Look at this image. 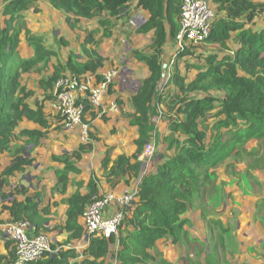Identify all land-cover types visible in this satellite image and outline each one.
<instances>
[{
    "label": "trees",
    "instance_id": "obj_1",
    "mask_svg": "<svg viewBox=\"0 0 264 264\" xmlns=\"http://www.w3.org/2000/svg\"><path fill=\"white\" fill-rule=\"evenodd\" d=\"M39 0H2L0 21V154L11 147L13 132L22 119L28 118L37 124L45 123L42 105L37 101L35 108L30 107L26 98L31 94L20 77L22 73L35 71L40 73L47 68L48 62L55 55L52 48L45 44L44 36L33 34L27 27L25 40L34 53L31 57H22L18 47L20 34L25 25L24 13L33 8ZM49 5L65 15V21L71 28L77 27L80 19H96V27L87 30L80 44L82 54H68L64 62L57 61L47 79H40L39 84L45 90L53 87L61 73L69 71L78 77L93 74L99 80L103 58L96 48L104 38H110L119 26V20H130L135 10L143 9L149 13L148 19L136 31L145 33L154 31L150 52L134 51L135 57L147 64L149 75L141 80L130 101L133 111L127 117L132 126L138 127V137L134 139L136 151L132 156L124 154L111 160L110 147L102 158L103 176L112 185L120 177H138L145 158L139 159L144 145L155 134L157 117L156 102L160 100L162 63L160 54L167 37L174 39L180 28L179 8L182 0H46ZM216 19L210 34L204 41L218 46L219 51L228 49L232 39L236 47L232 54L208 52L204 62L194 67L196 75L189 79L181 73L178 62L172 75L177 114L182 119L168 118L169 129L185 135L169 139L166 150L172 155L162 154L154 164V170L143 174L137 183L136 200L130 208H124L125 214L119 227L118 235L105 238L96 234H87L82 222V213L86 204L100 196L99 185L94 176L87 183V191L81 192L82 183H77L76 191L67 199L66 219L62 229L68 235L60 246L52 242L51 251H46L36 262L29 264H107L108 255L113 256L116 264H149L154 260L149 250L156 241L169 238L173 243H180L188 237L185 216L194 198L203 188L209 186L207 171L217 166L251 139L264 140V0H210ZM37 7L34 10L37 11ZM99 34V35H98ZM59 37V36H58ZM64 44V38H55ZM67 43V42H66ZM177 48V47H176ZM177 53V54H176ZM176 59L189 53L187 44L184 49L177 48ZM85 58V59H81ZM241 73V74H240ZM170 80V79H169ZM211 90H221V100L211 95ZM217 102V103H216ZM219 110L206 136V113L213 108ZM93 116V112H92ZM168 117V116H167ZM29 138L28 142L37 144L39 131L24 128L21 130ZM88 141L80 143L77 150L53 155L55 162H63L64 167L56 170L57 181L53 191L66 193L68 173L77 171L75 167L84 153L93 149L91 139L97 140L88 132ZM205 138L208 142H205ZM15 156L18 151L14 150ZM133 159V161H132ZM30 159L15 157L5 167L2 176H10ZM111 162V166L109 163ZM5 180L0 181L3 183ZM21 189H18V192ZM12 196L13 193L11 192ZM37 197L27 196L25 200L13 199L9 205H3L11 216V221L26 220L36 232H42L49 220L37 209ZM264 201H262V204ZM44 208L42 212H46ZM81 218V222H79ZM86 239L84 249L70 247V241ZM221 241L222 239L219 238ZM118 248L112 250V245ZM5 243L7 252L0 253V264H12L14 249ZM159 264H173L159 259ZM207 264H219L217 258L208 253ZM223 264H230L226 261Z\"/></svg>",
    "mask_w": 264,
    "mask_h": 264
},
{
    "label": "rangeland",
    "instance_id": "obj_2",
    "mask_svg": "<svg viewBox=\"0 0 264 264\" xmlns=\"http://www.w3.org/2000/svg\"><path fill=\"white\" fill-rule=\"evenodd\" d=\"M42 1L43 0H39L34 5V7L38 8L37 11H35L33 7L24 13L25 16H27L25 18V25L23 26L24 28L22 29V33H24V30L27 27L33 34L44 36L45 44L51 45L54 50H57L56 57L54 56L53 60L51 61V64L53 65V62H55L56 59L57 61L64 62L68 49H72L76 52H82L79 45L77 44L79 41L78 37L82 36V32H84L83 35L85 37L87 30L91 29L92 22H86L80 19L77 22V27L71 28V26L68 24L69 22L65 21L64 14L54 11L52 8H50V6ZM1 10L2 0H0V21L3 23L4 17L1 15ZM123 23L124 20H119L120 27L123 25ZM137 34L139 33L136 32L135 35ZM61 37L64 38L65 42L64 44L60 45L55 41V38ZM144 37L145 39L140 41L138 48L140 50H145L148 48L147 42H149L150 36L149 40L146 35H144ZM129 42L130 41H128V44H130ZM152 45L153 44L151 43L149 46L150 48L154 49L155 47ZM187 46L189 53L191 54H186V56L176 59V53L170 60L167 61L169 62V65L164 68L162 67V76L164 80L168 75L169 77L167 79L168 81L163 82L161 85L162 90H160L161 95L160 100L158 101L161 107H156V111L157 116L159 115L161 117L157 123L159 122V125L163 124L165 127L162 129V131H159V125L155 128V145L152 152V165L158 161L160 155L173 154L172 150H166L169 139L171 140V138L178 137L179 139L183 140L185 138V135L182 133L172 132L169 129L170 126L168 118H183L182 114H177L175 110L178 106V104L175 103V97L178 94L175 93L173 84L170 82L175 71V63L187 61L181 72L185 74H193L194 71L191 69V66L196 67L198 63L204 62V55L209 51L213 52V49L215 48L213 43L206 41L191 42L187 44ZM176 50L177 48L174 46V48L170 49L168 54H173L176 52ZM215 50L216 52H221L219 51V48H216ZM162 62L164 63L165 61L162 60ZM188 67L189 70L187 72ZM51 70L52 68L50 66V62H48L47 68L40 73L30 71L21 74V84H23L27 90L31 91L30 96L26 98V102H28L32 108L36 107V104H34L35 101L42 105V116L45 123L37 124L33 120L25 117L22 119V122L19 123L13 132V137L10 144L11 147L9 150H7L12 159L15 157H21L24 160L27 159L29 155H31L30 146H28L29 138L25 136L24 133H21V130L24 128L32 129L29 126L33 124H36L40 127V129L33 130L39 131V139L45 141V151H47V146H49L48 150H51L52 148L59 150L57 146L52 145H54L56 143L55 141H57L60 137L59 134L62 131L61 124L56 123L57 125H54V123H52L57 121L56 116L51 112H48L46 109V103L43 102L44 98L49 92L42 88L39 84V80L41 78H48V76L51 74ZM190 78L191 77H188V81ZM137 86H139V83H131L132 89H136ZM210 94L217 97V100H221L224 97V92L221 90H211ZM218 110L219 107H217L216 104L215 108L206 113L204 128L207 137L209 136V128L216 118L213 114ZM160 112L162 114H160ZM92 119L93 116H91V120ZM91 120L86 118L84 119V122H87L89 125H91L90 127H92L93 122ZM161 122H165V124ZM18 142H21V144ZM205 142H208L207 138H205ZM79 145L80 143L73 147L72 150H77ZM14 150L18 151V155L15 156V153L17 152H14ZM32 163L36 164L37 160L35 158H31L29 163H26L22 166L21 170H19L21 173L19 174H22L23 171L25 172L24 169L26 166L29 165L28 167H31L33 165ZM4 169L5 168L0 171V181L5 180L0 185V192L2 190L1 187L3 184L14 191V193H17L21 186H23L21 188L26 189L25 184L27 183L25 181H20V183L19 181H16V183L10 184L8 179L9 176H2ZM27 173L31 174V171H28ZM207 174L210 183L209 186L203 188V190L200 191V195L194 198L189 211L185 215L188 218V222L186 224L188 237L184 241L176 244H172V242L167 237L158 240L151 253L154 255L155 259H148L147 262L149 264H159V259H161L163 256L168 261L170 260L173 264H207L208 253L214 255L217 258L219 264H223L228 260V256H230V254L236 250L239 253L247 254V252L244 250L241 251L239 247L237 248L236 244L234 243V235H232V233H230V239L228 241L224 240V236L227 228L231 230L235 227V222L233 225H230V223L227 222V219H229V221L231 219L229 214L232 210L234 211L232 218L237 216V211H235L234 208L241 206L242 209H246L250 212L251 209L253 210L256 208L255 212L260 210L259 214L264 215V204L262 205V201H264V199H261L260 196V194L264 191V185L260 186L258 182L260 178L264 179V140L251 139L247 141L244 145L240 146L237 151L235 150L227 159L220 162L215 167H210L207 171ZM19 177L22 176L19 175ZM94 177L97 184L100 186L101 184L99 177L96 175H94ZM69 192L72 193V191ZM252 194L258 197L255 202L250 200V198H252ZM3 195L5 196V194ZM236 195L241 197L234 199ZM64 200H66V198ZM60 207L61 206L57 202H54L53 206H49L48 210L44 212V214L48 215V217L53 220L51 224H47V227H45L44 230V233L48 234L49 236L54 237L56 231L62 229L61 224L63 222V211H61ZM219 238H221L222 241H220ZM59 240L60 241L55 242L60 246H64L62 243L66 239L61 238ZM6 242L8 241L2 238V231L0 230V250H4V245ZM9 247L14 249V246L11 242ZM261 254H264V252ZM107 264H111V262L108 261Z\"/></svg>",
    "mask_w": 264,
    "mask_h": 264
},
{
    "label": "crops",
    "instance_id": "obj_3",
    "mask_svg": "<svg viewBox=\"0 0 264 264\" xmlns=\"http://www.w3.org/2000/svg\"><path fill=\"white\" fill-rule=\"evenodd\" d=\"M42 2H45V4L50 6L46 0H43ZM50 8L52 7L50 6ZM52 9L62 14L56 9ZM133 13L134 14L130 16L129 21L124 20L123 25L121 27L119 25L117 29L114 30L113 35L110 38H104L96 48L98 54L103 58V65L100 68L99 73L105 74L111 69H116L118 70V74L113 78L112 88L109 90L108 95H106L100 107L91 111H87L84 116V119L87 118L91 120L93 112V119L91 120L93 122V126L90 127L88 131L92 132L93 136H96L97 138V140L91 139L93 143V149L90 152L84 153L80 160H78L77 164L75 165V167L78 168L77 171L73 170L68 173V184L66 193L62 194L58 191H53V187L57 181L56 170L62 169L64 167V163L60 161H53L52 156L71 151L73 147L77 146L79 143L88 141L89 137L83 134L80 125H75L74 127L66 128L62 124L60 117L55 114L54 111H51L48 107L49 99L52 96L50 92L51 89L47 90L49 93L47 92L48 94L44 98L43 102L46 103V109L48 110V112H51L56 116L57 121L52 123H54V125L61 124L62 131L59 134L60 137L57 141H55L56 143L52 145L57 146L59 150L55 148L48 150L49 146H47V151H45L46 145L45 141H42V139H39L37 141V144H34V142H28L31 154L28 158H35L37 160V163H32L33 165L31 167H28L29 165L26 166V168L24 167L25 169H23L25 170V172L23 171L22 174H19L21 173L19 171H15L12 174L13 176L10 175L11 177H8L10 184L16 183V181H19V183L20 181H25L27 183L25 184L26 189L21 188L23 187L21 186V191L14 193V191H12L5 184L2 185V190L0 192L1 231L3 229L4 224L8 221H11L10 213L7 209L3 208V205H9L14 198L17 200H25L27 196H33L36 193H39V197H37L36 199L37 209L43 215L44 213L42 212V210L44 208L53 206V203L57 202L61 206V211H63V222L61 224L63 226L66 219L65 210L67 207V199L76 191L77 183H82L81 192L85 193L87 191L86 185L90 177L96 175L100 179V194L110 193L114 196H118L122 194L125 190H131L135 188L145 172L149 170H154V165H152L151 163L152 161L149 163H146V161H144L138 177L126 175L124 178L120 177L117 183L112 185L110 182L104 179V169L102 167L101 162L102 158L105 155L107 147H110L112 149L111 160L115 159L117 156L122 154L126 156H132L137 148L134 144V139L138 137V127L130 125L129 119L127 117L128 113L133 111L130 99L132 95L136 92V89L138 87L137 86L136 89H132L131 83L136 82L140 85L141 80L149 75V70L145 62L140 61L135 57L134 51L140 50L138 48L140 45V41L145 39L144 35L148 37V40L150 36V40L149 42H147L148 48L141 51H152L153 49L150 48L149 45L152 43L154 31L150 30L148 32L139 33L135 35L137 32L136 29L148 19L149 13L146 10L140 8L135 10ZM81 20H84L86 22H92L91 28L96 27V19L89 20L82 18ZM83 33L84 32L81 33L82 36L78 37L79 41L77 44L79 45V47L81 42L84 40ZM128 41H130V44H128ZM49 46L55 52L54 56L56 57L57 50H54L51 45ZM174 46L176 47L175 40L171 39L170 37H167L165 43L162 46V51L160 54V61H165L164 63L162 62L163 68L169 65V62L167 61L175 55L176 52L173 54H168L170 49L174 48ZM227 46V50H221V52H219L220 56H222L225 52L232 54V52L234 51L236 47V42L233 40V36L232 39L227 43ZM216 48H218V46L215 45L213 52L216 51ZM18 50L20 55L24 58L31 57L34 53V50L27 45L24 33L20 34V44ZM71 51L74 50L68 49L64 61L67 59V56L69 53H71ZM74 53L78 55L82 54L81 52L76 51H74ZM54 56H52L49 61L50 66L52 68L51 72L53 71L54 66L57 63L56 59V61L53 62V65L51 64V61L53 60ZM81 59L83 60L85 58ZM185 63H187V61H181L180 63H178V68L180 69V71L183 70V66H185ZM191 69H193L194 71L193 74L187 73V76L193 78L198 70H196L192 66ZM188 70L189 67L187 68V72ZM88 75L90 76L89 78L91 80V83H94L96 81L94 75ZM156 107L160 108V103L156 102ZM161 123L165 124V122ZM33 125H30L29 127L32 129H40L38 125ZM155 125L157 127L159 125V122H156ZM164 127L165 126H163V124H160L159 131H162ZM18 143L21 144V142ZM142 158V154L139 155V159ZM11 159L12 158L7 151H3L0 154V171L5 168V166H7V163H9ZM109 166H111V162L109 163ZM28 171H31V174H28ZM19 175H21L22 177H19ZM16 176L19 178H17ZM263 180L264 179L262 178L259 179L258 182L260 186L264 185ZM69 191H72V193H70ZM11 192L13 193L12 196L10 195ZM3 194H5V196ZM260 196L261 199H264V191L260 194ZM238 197L241 196L236 195L234 199ZM65 198L66 200H64ZM256 199H258V197L252 194V198H250V200L252 202H255ZM113 209L114 205H110L108 212ZM255 209L256 208H254L253 210L251 209L250 212L246 209H242V207L240 206L234 208V210L237 211V216H235V218H232L234 215L233 210L229 214V217L231 219L230 221L229 219H227V222H229L230 225H233V223L235 222V227L231 229L232 231L227 228L224 240L228 241L230 239V233H232V235H234V243L236 244L237 248L239 247L241 251L244 250L245 252H247V254L239 253L237 250L235 252H232L230 256H228L227 260L230 264H264V254H261L262 252H264V215L259 214L260 210L255 212ZM44 216L48 217V215L46 214ZM51 222H53V220L49 218V220L45 223L44 226L47 227V224H51ZM79 222L82 223L81 218H79ZM44 230H42V232H44ZM35 233L38 232H36L33 227L28 229V234L32 235ZM67 235L68 233L64 229H60L59 231H56L55 236H52V238L53 241H60L59 239L61 238L66 239ZM2 238L4 239L3 233ZM157 242L158 240L156 241V244ZM86 244V239H74L70 241L69 246L75 247L77 250L81 251L86 247ZM117 248L118 245H112V250L115 251ZM152 250L153 249H150L149 252L152 253ZM5 252L7 251L4 246V250H0V253ZM162 258L167 260L164 256ZM105 260L107 262L110 261L111 264H116L115 259L111 255H108ZM169 262L171 261L169 260Z\"/></svg>",
    "mask_w": 264,
    "mask_h": 264
},
{
    "label": "built area",
    "instance_id": "obj_4",
    "mask_svg": "<svg viewBox=\"0 0 264 264\" xmlns=\"http://www.w3.org/2000/svg\"><path fill=\"white\" fill-rule=\"evenodd\" d=\"M179 11L180 28L175 36V42L176 47L182 50L186 44L205 40L215 22L216 12L210 0H182ZM117 74L118 70L111 69L105 74H100L102 77L99 80L94 75L96 81L91 83L88 74L78 77L65 71L53 84L48 107L60 117L66 128L80 125L83 134L88 137L90 125L84 122V116L87 111L100 107L112 88L113 78ZM168 77L169 75L164 82L168 81ZM160 118L158 115L156 122ZM154 145L155 135H152L144 145L142 153L146 163L153 159ZM136 190L137 186L131 190H125L118 196L110 193L100 194L87 203L81 215L86 236L89 233L105 238L112 234L118 235L125 209L130 208L136 200ZM110 205H114V209L108 212ZM31 227L26 220L8 221L4 224L2 229L4 240L11 242L14 246L15 256L12 264L36 262L46 251H51L52 236L44 232L30 235L28 229Z\"/></svg>",
    "mask_w": 264,
    "mask_h": 264
},
{
    "label": "water",
    "instance_id": "obj_5",
    "mask_svg": "<svg viewBox=\"0 0 264 264\" xmlns=\"http://www.w3.org/2000/svg\"><path fill=\"white\" fill-rule=\"evenodd\" d=\"M85 237H87V236H85Z\"/></svg>",
    "mask_w": 264,
    "mask_h": 264
}]
</instances>
